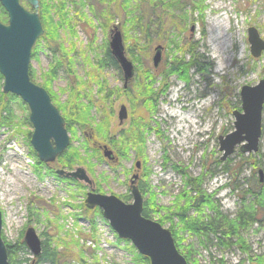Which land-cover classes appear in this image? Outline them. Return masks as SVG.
<instances>
[{"label": "rangeland", "instance_id": "1", "mask_svg": "<svg viewBox=\"0 0 264 264\" xmlns=\"http://www.w3.org/2000/svg\"><path fill=\"white\" fill-rule=\"evenodd\" d=\"M63 1L68 0H55ZM82 2L84 5L68 1L75 36L64 29L60 31L61 39L49 42L47 27L41 20L44 34L33 48L30 67L33 82L43 88L47 85L45 89L53 104L63 110L59 109L65 121L70 114L65 105L71 97L75 99L76 92L84 103L95 102L90 118L93 124L85 137L92 144L94 139L103 142L118 160L109 161L102 148L101 158L92 157V170L85 166L74 169L83 167L87 171L96 193L115 195L126 203H133L130 180L139 173L144 205L148 202L159 207L150 212V219H162V226L173 227L178 233L179 252L188 264H258V258L264 259V175L263 183L258 181L259 170L264 172V109L258 152L242 153L237 146L222 161L219 137L235 131L233 113L241 110L242 87L255 86L264 79V55L253 57L248 41L250 27L264 39V0ZM21 4L33 10L25 0ZM38 11L40 15L41 0ZM54 16L58 20L57 14ZM0 21L7 24L8 15ZM115 26L135 67L128 92L119 66L112 65L106 56ZM157 46L163 48L162 61L155 68ZM177 59H184V64L196 62L187 72V80L186 73L183 79L178 72L171 73V64ZM53 66L58 69L56 77L47 78ZM146 73L153 84V99L138 96L136 85ZM3 84L4 79L0 80V102L3 95H12L3 92ZM104 94L108 95L106 102ZM12 96L9 106L14 114L10 125H0V209L2 237L7 244L18 247L14 264H38L24 240L29 228L35 229L46 247L63 254L64 264H143L135 258L136 252L139 254L136 248L132 250L129 240L118 237L102 210L86 207L91 187L59 176L55 169H62L60 156L53 165L38 159L29 138L34 131L29 107L18 96ZM141 98L150 100L151 110L147 111ZM121 105L127 106L129 114L123 125L118 119ZM105 114L112 116L109 129L94 138L95 128ZM139 120L145 136L144 154L130 143L126 157L119 159L114 142ZM75 131L73 136L68 130L70 146H83L85 132L78 127ZM39 162L45 167L41 169ZM137 162L141 163L139 170ZM188 177L198 178L196 182L212 201L211 207L205 203L201 209L204 221L222 226L225 218L234 226L231 239L181 231L173 212L184 205L179 196L186 197ZM197 194L195 191L190 197L196 198ZM197 216L192 208L189 217ZM220 236L224 244H220ZM242 240L247 250L241 249Z\"/></svg>", "mask_w": 264, "mask_h": 264}, {"label": "water", "instance_id": "2", "mask_svg": "<svg viewBox=\"0 0 264 264\" xmlns=\"http://www.w3.org/2000/svg\"><path fill=\"white\" fill-rule=\"evenodd\" d=\"M33 10H28L21 0H0L8 14V23L0 22V74L4 78L3 92L22 99L30 110V122L34 131L31 144L39 160L53 164L69 147L71 140L66 129V121L59 109L53 104L47 90L32 82L30 66L32 51L37 40L44 34L39 15V0H25ZM248 41L253 57L264 55V39L258 30L250 27ZM162 47L155 48L153 64L158 68L162 61ZM110 51L122 71L124 87L128 88L134 79L135 67L127 57L123 37L118 26L111 31ZM242 107L234 111L235 131L219 137L221 157L225 161L237 146L242 153L258 152L262 136V115L264 109V79L255 86L241 89ZM127 106L121 105L118 112L120 125L128 119ZM104 156L114 161L112 150L104 147ZM140 169V162L137 163ZM62 177L73 178L89 185L92 189L85 199L89 209L99 208L103 217L118 237L129 240L136 250L150 260V264H188L178 251L172 232L159 222L143 216L144 198L136 185L138 174L131 180L133 203H125L115 195L96 193L93 181L87 171L78 167L73 171L58 170ZM260 183H263V170H259ZM3 216L0 209V264H9L7 246L2 237ZM25 243L35 258L42 253V242L35 229L29 228L25 234Z\"/></svg>", "mask_w": 264, "mask_h": 264}, {"label": "trees", "instance_id": "3", "mask_svg": "<svg viewBox=\"0 0 264 264\" xmlns=\"http://www.w3.org/2000/svg\"><path fill=\"white\" fill-rule=\"evenodd\" d=\"M6 14L7 13L2 8L1 3H0V19H5L7 17ZM40 17H41L42 22L44 23V26L47 27L46 36L48 37V41L56 42L58 40V34H57L58 27H57V24L55 23L54 18L51 17V6L49 5L48 1L41 0ZM64 53L65 51L63 50V46H62V55H64ZM106 56L108 58V61L112 65L114 66L117 65V63L115 62L110 52H108ZM103 64L104 63H102V65ZM182 64H184V59L175 60L171 64V67H170L171 73L178 72L179 75L183 76L184 73L187 74V72L189 71V69L192 68V66L196 65V62H193L190 64H184V67H182ZM57 72H58V69L55 66H53L50 68V70L47 72L45 76H47V78H53V77H56ZM30 76L33 81L34 76H33L31 69H30ZM183 78L184 76L182 77V79ZM187 78H188V74H187L186 80ZM2 79L3 77L0 74V80ZM149 79L150 77L148 73H146L145 75L142 76L141 80L137 83L136 87H138L140 91L138 96L143 97V98L153 99V97L155 96V92L152 88L153 84L149 82ZM44 87L47 89V85H45ZM128 91H130V89L126 90V92ZM74 93H75V90H74ZM131 93H134V92H131ZM75 95H77L75 99L71 97L69 102L65 105V107H68L70 110V114L66 116V127L73 136L76 135L75 127L80 128L81 130L85 132L84 133V137H85L86 131H88L89 128L91 129L90 124H93L90 121V118H91L92 109L94 108L93 105L95 102H92V100H89L87 103H84L79 92H76ZM107 97H108L107 94L103 95V98H105L104 102L107 101ZM5 98L9 99V101H6ZM13 98L14 96L12 95H8V96L3 95V99L0 102V125H7L10 123V117L14 113H13L12 108L9 106V104L11 102L10 99H13ZM143 100L145 101V107L147 108V111L151 110V106L149 103L150 100L148 102L145 99ZM59 109L62 110L61 108ZM4 112H7L8 115L4 116ZM111 117L112 116L110 115H106V114L104 115V118L102 119V121L98 123L95 128L94 138H98L97 135L101 136V133L104 131L105 133L107 132V130L109 129ZM26 121L28 122L29 120L27 119ZM139 122H141V120H139L137 123H134L128 132H125L120 136L121 139H118L117 141L114 142L113 146L117 150V153H118L117 155L119 156V159L126 157V154L128 153V150H129L128 148H129L130 143L135 144L134 147L138 150V152L144 154L145 136H144V132L143 131L141 132V125ZM134 131H136L138 134H136ZM31 134H29V138H31ZM90 139L93 140L92 137ZM85 140H86V143L83 144V146L74 147L73 145H71L67 149V151H65V153L59 157V163L62 169L73 170L77 166H85V167H88L90 170L93 169L95 164L92 163V160H93L92 157L95 156L96 158L100 156L101 158L100 149L103 148V145H102L103 142L100 143L99 142L100 140L94 139V143L92 144L91 141L87 139L86 137H85ZM89 143H91L92 146H90ZM39 165H41L40 167L41 169L45 167L42 162H39ZM57 169H60V167H57L55 170ZM63 179L67 181H72V179H68V178H63ZM196 181H198V178L188 177V179L186 180V186L187 188H189V190L185 191L186 197H185V194H182L179 196L184 201V205L179 206L177 210L173 212V215L179 219V222L181 224V231H190L200 237L202 236L207 237L209 234H215V235L220 234L224 236V238L231 239L229 237L232 235L231 232L234 231V226L233 224H229L228 223L229 221L227 222L225 218L224 220L226 222L223 221L224 224L222 226H219V224H213L212 220L211 222L204 221L202 217L201 209L202 207L206 206L205 203H207V206L211 207L212 201L209 200L211 203L208 201V199L210 198H208V196L201 189V184H198ZM139 189L141 190V192H144V188L141 185H139ZM195 191L198 193L197 197L196 198L190 197V195ZM125 198L128 199V197H125ZM144 206L145 207L143 210V216L149 219L151 218L150 212H155L157 211V209H159V207L156 206L155 203H153V205L150 206L148 202H146ZM192 208L195 209L196 212L198 213V216L196 218L189 217V213ZM246 212L247 211H245V213ZM242 218L243 217H241L240 219ZM158 222L161 224H164V221L162 219L158 220ZM218 227H221V228H218ZM227 228H228V231L226 232L224 229H227ZM229 228L230 229L232 228V230H230ZM169 230H171L173 234V238L175 239L176 246L178 248L179 244L177 243V238H176L178 233L176 234L173 227ZM222 236L218 238L220 244H224V240ZM46 245H47L46 242L42 243V253L40 257L36 258L37 259L36 261L38 262V264H41L44 262L49 263V264H64L62 262L63 254L60 253L58 249H50L46 247ZM239 245L241 249L247 250L246 243L244 242V240L240 241ZM6 246L8 250L10 264H14L16 261L15 257H17L18 247L13 246L11 244H7V243H6ZM131 249L135 250L134 246H131ZM135 258L136 260H138L139 262H142L143 264H150V261L147 257H144L138 254L137 252L135 254ZM257 261H258V264H264L263 258H258Z\"/></svg>", "mask_w": 264, "mask_h": 264}, {"label": "bare ground", "instance_id": "4", "mask_svg": "<svg viewBox=\"0 0 264 264\" xmlns=\"http://www.w3.org/2000/svg\"><path fill=\"white\" fill-rule=\"evenodd\" d=\"M68 1H76L78 4L84 5L82 0H68ZM68 1L56 3L55 0H48L49 5L51 6V17L54 18L55 23L57 24L58 27V31H57L58 39L59 37L61 39L60 31L64 29H68L71 35L75 36L76 29L73 27V24L70 25V23H72V20L68 12ZM55 14H57L58 20L54 16ZM85 83L86 82H83L84 86L86 85ZM75 240H76L75 238L71 239L72 242H75Z\"/></svg>", "mask_w": 264, "mask_h": 264}, {"label": "flooded vegetation", "instance_id": "5", "mask_svg": "<svg viewBox=\"0 0 264 264\" xmlns=\"http://www.w3.org/2000/svg\"><path fill=\"white\" fill-rule=\"evenodd\" d=\"M118 160V158H116L114 161H117ZM137 183L139 182V180L137 179V181H136Z\"/></svg>", "mask_w": 264, "mask_h": 264}]
</instances>
